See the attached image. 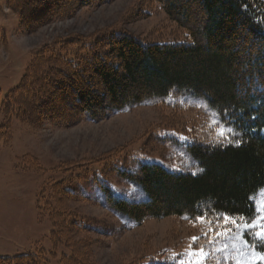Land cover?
Returning <instances> with one entry per match:
<instances>
[{"label":"trees","instance_id":"16d2710c","mask_svg":"<svg viewBox=\"0 0 264 264\" xmlns=\"http://www.w3.org/2000/svg\"><path fill=\"white\" fill-rule=\"evenodd\" d=\"M112 1L7 0V4L20 17V27L31 32L50 14L66 9L70 16L76 9ZM157 7L184 32L181 42H147L122 32L45 45L33 54L18 86L4 98L0 94V113L6 118L0 134L5 130L9 138L14 119L35 128L46 118L56 123L68 119L63 123L67 126L99 122L152 100L189 94L203 101L234 135L221 139L214 128L184 129L185 149L200 169L195 175L143 163L129 145L98 159L60 164L51 172L54 177L44 180L36 203L53 227L50 258L37 249L0 257V264H52L61 248L58 264H93L88 258L91 241L77 240L88 230L85 217L63 206L89 200L68 187L90 182L97 184L108 209L136 226L149 219L186 217L194 222L205 217L204 228L213 230H204L197 247L207 246L218 228H237L224 227L225 216L238 223L241 217L248 223L257 219L253 199L264 190V0H140L134 8L136 18L152 17ZM147 134L143 135L147 145L157 148L158 135L152 130ZM25 159L32 170L43 171L36 158ZM113 178L133 184L146 200L116 196ZM244 238L264 255V244L253 233L246 232ZM149 260L139 261L168 264ZM212 261L236 264L214 256Z\"/></svg>","mask_w":264,"mask_h":264},{"label":"rangeland","instance_id":"374dc122","mask_svg":"<svg viewBox=\"0 0 264 264\" xmlns=\"http://www.w3.org/2000/svg\"><path fill=\"white\" fill-rule=\"evenodd\" d=\"M138 2L140 0H113L104 5L76 9L70 16H66L69 11L64 9L54 16L48 15L47 20L29 32L20 27L21 19L8 7L7 0H0L1 97L18 86L33 54L62 39L78 36L90 39L122 32L147 42H181L184 39V32L170 22L159 7L148 19L136 18L134 8ZM42 120L35 128L14 119L9 138L5 137V130L0 134V257H15L43 249L50 258L53 227L48 216H41L36 203L44 180L54 177L51 172L60 164L98 159L129 145L130 152L143 163L198 174L200 169L184 146V129L214 128L217 135L221 129L232 133L221 125L203 101L189 94L152 100L99 122L67 126L63 123L68 119H58L57 123L62 122V125L50 118ZM5 121L4 114L0 113V129ZM151 130L160 139L157 148L147 145L145 140ZM144 134L147 135L143 137ZM151 135L154 137L153 133ZM27 155L37 159L42 172L26 164ZM111 187L118 197L137 202L146 200L139 188L121 179L113 178ZM68 189L89 199L63 206L85 217L88 230L77 240L87 238L91 241L88 258L93 264H141L142 258H149V263L196 264L202 258L193 253L201 248L207 254L204 264H219L212 261L213 256L216 260L231 259L236 264H264L260 259L263 254L257 253L244 238L246 232L256 237L257 229H229L230 235L225 238L218 235L224 229L218 228L212 232L207 246L197 247L193 237L199 239L204 230L212 228H204L202 223L186 217L149 219L136 226L106 207L97 184L90 182ZM253 202L258 212L255 222L259 226L264 224L258 211L264 205V190ZM223 224L227 227L226 222ZM63 252L61 248L58 257L51 259L52 264H58Z\"/></svg>","mask_w":264,"mask_h":264},{"label":"snow or ice","instance_id":"6c2138e0","mask_svg":"<svg viewBox=\"0 0 264 264\" xmlns=\"http://www.w3.org/2000/svg\"><path fill=\"white\" fill-rule=\"evenodd\" d=\"M218 126V125H217ZM218 135L221 139H229L230 135H234V133H230L227 130H219ZM237 144L239 143L238 141L236 142ZM193 175H195V172H193ZM261 215L259 217L260 220H264V205L261 206L260 209ZM198 222L200 223H206V218L203 216L196 217L195 218ZM224 221L226 222L227 225L233 226V227H238V228H244V229H257L255 231V236L256 238L264 244V224H260L259 226L255 221L248 223L247 221L244 220L243 217L240 218V222L238 223L236 221V218L234 217H224ZM219 236H224L225 238L230 235V231L228 228H225L224 230L220 231L218 233ZM198 238L193 237V243L197 242ZM193 255H197L198 257L202 258L196 261V264H204V261L207 259V254L205 253V250L201 248L198 253H193ZM261 260H264V255L260 256Z\"/></svg>","mask_w":264,"mask_h":264}]
</instances>
